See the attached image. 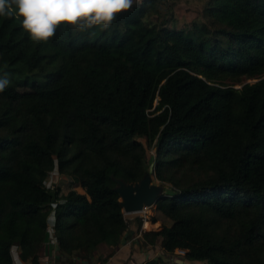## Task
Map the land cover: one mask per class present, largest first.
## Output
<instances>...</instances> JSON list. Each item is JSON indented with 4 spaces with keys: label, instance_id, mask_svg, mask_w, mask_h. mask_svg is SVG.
Masks as SVG:
<instances>
[{
    "label": "trees",
    "instance_id": "1",
    "mask_svg": "<svg viewBox=\"0 0 264 264\" xmlns=\"http://www.w3.org/2000/svg\"><path fill=\"white\" fill-rule=\"evenodd\" d=\"M159 1L47 43L0 16V56L24 50L0 65V264H14L13 245L43 264L49 223L68 253L119 245L118 180L147 173L170 219L150 243L199 264H264V0H206L209 20L182 27L160 20Z\"/></svg>",
    "mask_w": 264,
    "mask_h": 264
},
{
    "label": "clouds",
    "instance_id": "2",
    "mask_svg": "<svg viewBox=\"0 0 264 264\" xmlns=\"http://www.w3.org/2000/svg\"><path fill=\"white\" fill-rule=\"evenodd\" d=\"M135 0H0V16L22 18V27L36 43H47L61 26L74 33L109 29ZM0 77V92L9 85Z\"/></svg>",
    "mask_w": 264,
    "mask_h": 264
},
{
    "label": "crops",
    "instance_id": "3",
    "mask_svg": "<svg viewBox=\"0 0 264 264\" xmlns=\"http://www.w3.org/2000/svg\"><path fill=\"white\" fill-rule=\"evenodd\" d=\"M152 213L158 218L163 215L155 208V205ZM146 222L149 221L144 219L141 228L136 221L129 222V230L124 233V238L119 245L102 242L92 254L87 256L78 252H65L52 233L40 247L39 255L43 264H145L158 257L163 258L165 262L168 257H166L167 253L160 244L161 239H157L156 243L152 244L145 235V232L159 228H148ZM152 224L154 223L151 221ZM12 254L14 264H30L21 256V251L17 245H13Z\"/></svg>",
    "mask_w": 264,
    "mask_h": 264
},
{
    "label": "rangeland",
    "instance_id": "4",
    "mask_svg": "<svg viewBox=\"0 0 264 264\" xmlns=\"http://www.w3.org/2000/svg\"><path fill=\"white\" fill-rule=\"evenodd\" d=\"M141 0H135V2H139ZM206 0H160V20L161 18H165L167 23L171 26L176 27H182L187 24H190L194 21H208L209 19L206 17L204 13V7H205ZM5 19L6 16H3ZM158 16L157 14H152L148 17V20L151 22L157 21ZM21 51L24 53L23 49H14L12 51H8L3 56H0V65L6 64L12 56L18 52ZM29 57H32V55H29ZM255 79H248L246 81H254ZM239 86V84L237 85ZM143 142H145V138H140ZM154 154V150L152 147H148L147 149V157L150 162V170L152 168V156ZM54 175L59 174L57 171L52 172ZM53 175V176H54ZM53 180V177H51V180ZM70 178L68 176L64 175H57V177L54 178L55 184H60L64 190L68 189L72 183H70ZM154 182L158 183V180L156 178L153 179ZM169 191V189H168ZM148 208V209H147ZM152 210V211H151ZM154 205H150L149 207H145L142 211L137 212H125V217L128 220V222L136 221V218L142 217L143 222L144 219H147L149 223L151 224V218L154 216ZM52 215V212H51ZM50 215V216H51ZM50 218V217H49ZM158 218V217H156ZM142 222V225H143ZM146 224V223H145ZM162 224H170V219H168L166 216L161 215L160 218L157 219V221L152 224L151 226H148V228H160ZM140 226V228L142 227ZM49 226H51V232H52V225L49 223ZM166 257L168 259L164 262V264H199L201 262L196 260H187L184 258L182 253H179L176 249L175 253L167 254ZM207 261L204 260L203 263H206Z\"/></svg>",
    "mask_w": 264,
    "mask_h": 264
},
{
    "label": "water",
    "instance_id": "5",
    "mask_svg": "<svg viewBox=\"0 0 264 264\" xmlns=\"http://www.w3.org/2000/svg\"><path fill=\"white\" fill-rule=\"evenodd\" d=\"M118 183L116 191L120 195L124 213L142 211L145 207L154 205L164 191V186L154 182L150 173L145 174L140 181L125 183L118 180Z\"/></svg>",
    "mask_w": 264,
    "mask_h": 264
},
{
    "label": "built area",
    "instance_id": "6",
    "mask_svg": "<svg viewBox=\"0 0 264 264\" xmlns=\"http://www.w3.org/2000/svg\"><path fill=\"white\" fill-rule=\"evenodd\" d=\"M49 217H50V219H52L54 217V213L52 212V215ZM48 229H49L50 234L52 235V233L54 231L53 228H52V232H51V226H49ZM177 250L179 253H182V254L185 253V249H183V248H177Z\"/></svg>",
    "mask_w": 264,
    "mask_h": 264
},
{
    "label": "bare ground",
    "instance_id": "7",
    "mask_svg": "<svg viewBox=\"0 0 264 264\" xmlns=\"http://www.w3.org/2000/svg\"><path fill=\"white\" fill-rule=\"evenodd\" d=\"M146 226H151V224L149 222H146Z\"/></svg>",
    "mask_w": 264,
    "mask_h": 264
}]
</instances>
